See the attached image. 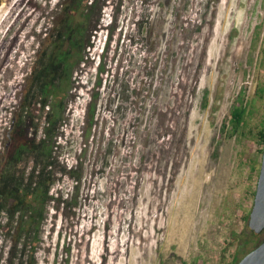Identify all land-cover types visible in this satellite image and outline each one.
<instances>
[{
    "label": "rangeland",
    "instance_id": "rangeland-1",
    "mask_svg": "<svg viewBox=\"0 0 264 264\" xmlns=\"http://www.w3.org/2000/svg\"><path fill=\"white\" fill-rule=\"evenodd\" d=\"M67 2L0 0V158ZM73 19L56 154L76 169L57 175L35 264H231L241 239L255 247L264 0H87ZM237 97L246 111L229 136ZM10 246L0 231V264Z\"/></svg>",
    "mask_w": 264,
    "mask_h": 264
},
{
    "label": "trees",
    "instance_id": "trees-1",
    "mask_svg": "<svg viewBox=\"0 0 264 264\" xmlns=\"http://www.w3.org/2000/svg\"><path fill=\"white\" fill-rule=\"evenodd\" d=\"M86 2L68 0L63 7L64 17L47 34L48 44L38 51L26 75L6 132L0 158V231L11 241L9 264L36 263L34 252L41 225L51 201L59 200L51 189L58 174H70L76 169L60 165L56 137L65 112L63 95L72 75L70 58L78 52L82 40L81 27L73 18L85 9ZM245 111V105L237 97L230 109L229 136L243 123ZM256 138L262 154L264 121ZM74 179L79 181L80 175ZM251 239H241L237 252L246 254L249 251L246 244ZM237 254L231 264L241 258Z\"/></svg>",
    "mask_w": 264,
    "mask_h": 264
},
{
    "label": "water",
    "instance_id": "water-1",
    "mask_svg": "<svg viewBox=\"0 0 264 264\" xmlns=\"http://www.w3.org/2000/svg\"><path fill=\"white\" fill-rule=\"evenodd\" d=\"M248 226L253 233H259L264 229V145L254 191L253 204L249 212ZM235 264H264V238L255 247L244 254Z\"/></svg>",
    "mask_w": 264,
    "mask_h": 264
},
{
    "label": "flooded vegetation",
    "instance_id": "flooded-vegetation-1",
    "mask_svg": "<svg viewBox=\"0 0 264 264\" xmlns=\"http://www.w3.org/2000/svg\"><path fill=\"white\" fill-rule=\"evenodd\" d=\"M172 0H164V6H170Z\"/></svg>",
    "mask_w": 264,
    "mask_h": 264
},
{
    "label": "bare ground",
    "instance_id": "bare-ground-1",
    "mask_svg": "<svg viewBox=\"0 0 264 264\" xmlns=\"http://www.w3.org/2000/svg\"><path fill=\"white\" fill-rule=\"evenodd\" d=\"M90 227H93L92 225Z\"/></svg>",
    "mask_w": 264,
    "mask_h": 264
}]
</instances>
